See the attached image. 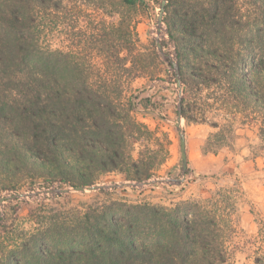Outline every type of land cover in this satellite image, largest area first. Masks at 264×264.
I'll use <instances>...</instances> for the list:
<instances>
[{
	"label": "trees",
	"instance_id": "16d2710c",
	"mask_svg": "<svg viewBox=\"0 0 264 264\" xmlns=\"http://www.w3.org/2000/svg\"><path fill=\"white\" fill-rule=\"evenodd\" d=\"M64 1L0 0V139L9 138L12 149L0 151L2 189L14 187L9 179L18 164L48 167L46 175L73 187L93 186L108 173L127 182L151 180L162 160L133 155L154 134L121 103L123 83L92 82L91 64L70 65L62 51L39 45L36 18L60 12ZM140 1L119 0L130 8ZM165 9L180 82L187 88L195 77L219 78L232 86L226 91L239 85L247 95V61L258 75L264 72V0H169ZM241 41L249 47L239 49ZM101 52L117 59L120 50L103 41ZM134 64L106 69L130 74ZM179 113L189 120L183 108ZM98 193L103 198L62 213L42 204L32 220L21 221L16 212L17 223L2 211L0 264H226L221 210L213 199L168 209Z\"/></svg>",
	"mask_w": 264,
	"mask_h": 264
},
{
	"label": "rangeland",
	"instance_id": "374dc122",
	"mask_svg": "<svg viewBox=\"0 0 264 264\" xmlns=\"http://www.w3.org/2000/svg\"><path fill=\"white\" fill-rule=\"evenodd\" d=\"M162 1L141 0L130 8L119 0H65L60 12L36 18L42 48L62 51L70 65L91 64L95 68L92 82L111 78L123 83L121 103L130 104L132 116L154 134L150 141L137 143L133 155L147 152L162 160L156 177L135 183L108 173L93 186L128 204L168 209L180 201L213 199L221 210L226 264H264V72L258 75L257 65L251 67L247 61L243 73L251 89L245 96L240 95L239 85L226 91L225 87L232 86L219 78L204 83L195 77L186 88L180 82L175 46L163 21L169 0L160 28L157 25ZM103 41L120 50L117 59L103 55ZM236 46L241 49L249 44L241 41ZM119 61L126 68L135 63L137 73L114 74L106 69ZM182 108L189 117L188 121L181 117L185 175L175 127ZM9 140L0 139V146L5 147L0 151L12 152L6 146ZM37 166L24 170L18 164L14 179H9L14 187L5 190L0 172V217L5 211L17 223L16 212L21 221L32 220L42 204L62 213L103 198L99 190L59 194V190L76 187L60 184L54 173H44L51 169Z\"/></svg>",
	"mask_w": 264,
	"mask_h": 264
},
{
	"label": "water",
	"instance_id": "95a60500",
	"mask_svg": "<svg viewBox=\"0 0 264 264\" xmlns=\"http://www.w3.org/2000/svg\"><path fill=\"white\" fill-rule=\"evenodd\" d=\"M166 4V0H163L161 3V8H160V14L158 16V24H162V15L164 14V6ZM157 47L159 48L160 45L157 44ZM177 86L179 87V82L177 81ZM175 127L178 131L179 134V143H180V155H181V165H182V172L183 175H185V172L187 170V158H186V145H185V134L184 131L181 127V116L178 114L175 122ZM100 187H95V186H81V187H76V188H70L68 190H59V194H68V193H86L90 191H95V190H100ZM3 200L0 199V203Z\"/></svg>",
	"mask_w": 264,
	"mask_h": 264
},
{
	"label": "bare ground",
	"instance_id": "6f19581e",
	"mask_svg": "<svg viewBox=\"0 0 264 264\" xmlns=\"http://www.w3.org/2000/svg\"><path fill=\"white\" fill-rule=\"evenodd\" d=\"M157 25H158V27L160 28V26H161V25H160V24H158V22H157Z\"/></svg>",
	"mask_w": 264,
	"mask_h": 264
}]
</instances>
